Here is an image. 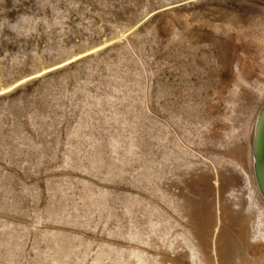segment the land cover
<instances>
[{
    "label": "rangeland",
    "instance_id": "1",
    "mask_svg": "<svg viewBox=\"0 0 264 264\" xmlns=\"http://www.w3.org/2000/svg\"><path fill=\"white\" fill-rule=\"evenodd\" d=\"M263 102L264 0H0V264H165L231 193L264 234Z\"/></svg>",
    "mask_w": 264,
    "mask_h": 264
},
{
    "label": "bare ground",
    "instance_id": "2",
    "mask_svg": "<svg viewBox=\"0 0 264 264\" xmlns=\"http://www.w3.org/2000/svg\"><path fill=\"white\" fill-rule=\"evenodd\" d=\"M250 180H252V179H250ZM204 181H206V180H204ZM252 181L254 182V179ZM249 184H251V186L253 185L252 182H249ZM235 189H237V188H235ZM203 192L204 191H202V193ZM215 192H217V191H215ZM233 192L236 193V191H233ZM255 193H257L256 190H255ZM236 195H237V193H236ZM228 197L230 200L235 202V205L232 208L230 207L231 209H229V211H227L226 213H222L220 211V208H217V212H216L217 216L215 217L216 218V224L214 222H212V220L204 214L205 212L201 213L198 211L199 213L196 216V219H197V222H196L197 225L196 226H198V228L196 227L197 229H195V230L193 229L196 232V238H197L196 247L188 244V247H187L188 248V254L181 253V254L177 255L176 257L174 256L176 254V252H171L168 249L163 250L161 253H162V260H163V262H165V264H264V234H263L262 228H261L262 224L257 223L254 226L253 225L254 222L251 221V219L254 217V215L257 216L256 202L253 198L254 196L248 197V202H247L246 208L245 207L242 208V205H241L242 202L240 201L239 196L237 197L234 195V193H231L230 196L228 195ZM260 198H262V197H260ZM225 199H226V196H225ZM231 202L229 201L230 206H232ZM225 208H226V206H225ZM207 214H209V213H207ZM257 218H258V216H257ZM207 221L214 223L213 226L215 225V229H213V234H212V236L210 235L211 236L210 239H208L204 236V233L202 231L203 229H201V227H203L205 225V223H207ZM253 221H254V218H253ZM224 222L228 223L230 225L228 227H230L229 233H232V237H234L233 234H236V236L238 235L242 239V244L240 242V244L235 245L237 243L234 241L235 240V238H234V240H233L235 242L234 244L233 243L229 244V245L227 244L228 245L227 248H225V246H223L224 243H222L221 238H223L224 235L226 236V234L228 233V232H226L227 230H225V228L223 226ZM189 229H190V227H189ZM226 229H228V228H226ZM207 231L209 232L210 230H207ZM207 236H209V235H207ZM228 239H230V238L228 237ZM237 239L238 238H236V241L239 240V239L238 240ZM228 242H230V241H228ZM192 245H193V243H192ZM234 252L236 254H234ZM239 252L244 253L243 258L240 257Z\"/></svg>",
    "mask_w": 264,
    "mask_h": 264
},
{
    "label": "water",
    "instance_id": "3",
    "mask_svg": "<svg viewBox=\"0 0 264 264\" xmlns=\"http://www.w3.org/2000/svg\"><path fill=\"white\" fill-rule=\"evenodd\" d=\"M252 169L257 189L264 200V102L260 107L254 127Z\"/></svg>",
    "mask_w": 264,
    "mask_h": 264
}]
</instances>
